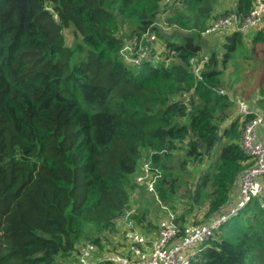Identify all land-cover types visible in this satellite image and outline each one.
<instances>
[{
    "label": "trees",
    "instance_id": "1",
    "mask_svg": "<svg viewBox=\"0 0 264 264\" xmlns=\"http://www.w3.org/2000/svg\"><path fill=\"white\" fill-rule=\"evenodd\" d=\"M253 1L231 9L246 14ZM217 3L0 0V264H71L88 242L101 255L125 251L116 235L117 227L124 235L117 221L128 207L146 235L167 208L181 227L224 209L252 164L241 131L254 112L241 118L231 95L255 98L264 113V70L249 88L235 79L245 34L203 33L225 12ZM147 32L157 40L137 66L122 49ZM215 34L224 37L208 45L204 37ZM249 34L263 58L264 27ZM204 56L198 78L191 59ZM144 155L160 173L156 214L133 195L146 189L134 183ZM192 264H264L261 200L225 223Z\"/></svg>",
    "mask_w": 264,
    "mask_h": 264
},
{
    "label": "built area",
    "instance_id": "2",
    "mask_svg": "<svg viewBox=\"0 0 264 264\" xmlns=\"http://www.w3.org/2000/svg\"><path fill=\"white\" fill-rule=\"evenodd\" d=\"M170 1V0H167ZM264 27V0H254L252 8L246 14L227 9L215 17L203 32L213 34L219 31H237L243 34L258 31ZM231 30V31H229ZM146 41L142 45V41ZM157 36L154 33H145L138 41L133 39L127 42L122 49V54L131 63L140 66L150 56ZM207 57L192 58L193 72L201 78V70ZM238 113L246 117L254 112L241 131V143L245 153L251 158L252 164L239 175V198L228 205L217 216L199 223H187L181 227L175 220L172 210L167 211L158 223V231L153 235H146L131 218L133 209L128 207L122 215L124 224L123 241L125 251L110 252L101 255L97 253L94 243L80 245L76 257L71 264H98L111 262L112 264H192L193 258L213 238L219 229L231 218L239 215L242 209L253 199L258 198L263 202L264 179V143L259 138V130H264V114L256 112L252 105L241 97L233 96ZM140 171L134 183L142 184L149 192L155 193V182L160 173L150 165V159L144 155ZM264 206V204H263ZM120 223V222H119Z\"/></svg>",
    "mask_w": 264,
    "mask_h": 264
},
{
    "label": "rangeland",
    "instance_id": "3",
    "mask_svg": "<svg viewBox=\"0 0 264 264\" xmlns=\"http://www.w3.org/2000/svg\"><path fill=\"white\" fill-rule=\"evenodd\" d=\"M235 0H218V3H217V6L218 8H220L219 11L221 12H224L225 11V8L224 6H232L234 4ZM233 7V6H232ZM232 7L228 8V9H231ZM222 8V9H221ZM231 31V30H229ZM65 33H66V39L69 43L72 42L73 40V34L70 30L66 29L65 30ZM245 35V46H244V52L242 53H239L235 56V58L233 59L232 61V69L234 68H237L239 70V73L238 75H235V79L240 76V80H243L241 82L244 83V86H246V88H249L250 85L252 84V82L254 80L257 79V74L259 73V71L263 72L264 70V57L263 58H259V57H255L254 53H253V49H252V41H251V35ZM224 36L222 34H215L214 36H205L204 38L207 40L208 42V45H212L214 44V42H219L221 41V39L223 38ZM208 52V50H206ZM203 54H207L206 52H203ZM244 54H247V55H244ZM250 56V57H248ZM247 58H250V59H247ZM263 63V64H262ZM245 99V98H244ZM252 100H255V98H253ZM250 102V101H249ZM220 154V145L219 143L215 146L214 148V151H213V157H212V160H215L218 158V155ZM217 160H215L216 162ZM207 163V162H206ZM210 163V162H209ZM197 166V165H196ZM195 166V167H196ZM206 166V164L204 163V165H198L195 169H193V174L197 173L199 170H202L203 167ZM188 176V175H187ZM194 177V175H193ZM192 177V179H193ZM189 177H187L188 179ZM264 181V179H263ZM263 187H264V184H263ZM146 188V187H145ZM185 193L184 191V188H182L177 194L178 195H175V199L178 203V209L179 210L182 206V203L181 202H184L185 201V198L186 197H183L182 194ZM133 195H134V199L136 197H138L139 199V202H141L142 204H147V205H150L151 208L154 210L153 213H155V210H156V207H157V203L154 202V195L149 192V191H146V189L144 190L143 188H140V189H137L135 192L133 191ZM205 198H202L201 200L204 201ZM263 202H264V192H263ZM161 203V202H160ZM160 203H158V205H160ZM264 204V203H263ZM132 208V207H131ZM165 208L162 210V211H158V216L161 218L163 217L166 212H165ZM169 209L167 208V211ZM157 211V210H156ZM157 215V214H156ZM154 215L152 217L153 221H158L159 222V218H155ZM167 215V214H166ZM165 215V216H166ZM193 217V215H192ZM122 217H120L118 219V225H120L122 223V220H121ZM194 218V217H193ZM157 228V226H156ZM124 229V228H123ZM117 235H116V241H122L123 240V237L121 235L122 233V230H119V228L117 227ZM158 231V230H155L153 231L150 235H153V233L155 234V232ZM146 232V231H145ZM148 233V232H147ZM119 251V248L117 250H113V252H117ZM78 253V252H77ZM77 255V254H76ZM73 259H70V263ZM63 264H69V262H67V260L65 261V263ZM98 264H108L107 262H100Z\"/></svg>",
    "mask_w": 264,
    "mask_h": 264
},
{
    "label": "crops",
    "instance_id": "4",
    "mask_svg": "<svg viewBox=\"0 0 264 264\" xmlns=\"http://www.w3.org/2000/svg\"><path fill=\"white\" fill-rule=\"evenodd\" d=\"M237 2V0H235V2H234V4ZM234 4L232 5V6H234ZM232 6H230V7H232ZM229 6H224V8H225V10H227L228 8H230ZM222 9V8H221ZM218 10H220V8H218ZM219 12H221V11H219ZM245 35H247V34H245ZM250 35V34H249ZM248 35V36H249ZM233 96H235V95H231V97H233ZM235 97H240V96H235ZM246 100V99H245ZM248 101V100H247ZM249 102V101H248ZM251 105H252V108L256 111V112H258V113H263L262 111H261V109L259 108V103H257L256 102V100H253V101H250L249 102ZM237 114H239L238 113V110H237ZM264 114V113H263ZM240 115V114H239ZM241 117V116H240ZM241 118H243V117H241ZM258 134H259V138H260V140L264 143V130L263 129H261V130H259V132H258ZM239 178V177H238ZM263 184H264V181H263ZM239 187H240V184H239V179H237V181L234 183V185H233V187H232V191H231V195H230V198H229V201L227 202V204H226V206L224 207V209L223 210H226L227 209V207H228V205H230V204H233V203H235L237 200H238V198H239ZM123 251H124V248H123Z\"/></svg>",
    "mask_w": 264,
    "mask_h": 264
}]
</instances>
